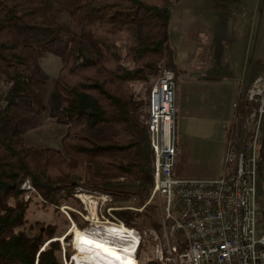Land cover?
<instances>
[{"label":"trees","instance_id":"obj_1","mask_svg":"<svg viewBox=\"0 0 264 264\" xmlns=\"http://www.w3.org/2000/svg\"><path fill=\"white\" fill-rule=\"evenodd\" d=\"M178 1L0 0V82L7 85L0 90V264H63L56 227L27 226L32 198L25 199L26 192L56 208L78 201L79 189L116 197H140L146 190L135 187L145 178L140 151L149 143V95L162 67L175 77L178 72L169 39ZM54 7L68 13L78 35L63 29ZM40 47L61 62L49 101L65 126L60 148L26 143L15 116L17 107L32 110L39 101L35 84L45 80L37 66ZM145 155L152 180L150 147ZM151 190L141 211L114 214L141 235L139 264H164L141 255L153 242L150 230L163 236L157 202L145 204ZM183 249L176 245V255Z\"/></svg>","mask_w":264,"mask_h":264},{"label":"built area","instance_id":"obj_2","mask_svg":"<svg viewBox=\"0 0 264 264\" xmlns=\"http://www.w3.org/2000/svg\"><path fill=\"white\" fill-rule=\"evenodd\" d=\"M175 89L174 72L162 67L150 90L147 128L153 154L149 200L157 197L161 215L181 236L179 263L264 264V226L257 234L255 220L258 178L264 189V68L235 105L224 169L216 177L174 176L178 149L168 113L176 111ZM113 220L108 223H122Z\"/></svg>","mask_w":264,"mask_h":264},{"label":"rangeland","instance_id":"obj_3","mask_svg":"<svg viewBox=\"0 0 264 264\" xmlns=\"http://www.w3.org/2000/svg\"><path fill=\"white\" fill-rule=\"evenodd\" d=\"M220 1L232 0L178 1L171 9L170 28L176 11L184 8V5L205 6L210 3H219ZM253 2L259 4L258 9H261V7L263 9L264 5L261 6V4H264V0H253ZM54 16L66 32L78 35V27L66 11L54 7ZM60 63V57L57 54L47 47H40L37 66L45 73V80L35 84L39 101L37 106L32 110H26L22 106L17 107L15 110V116L20 120L21 125L20 138L26 143L53 148L61 147V136L65 132V126L60 124L58 118L54 117L52 107L49 103L54 94L53 89ZM6 86L5 82H0V90L5 89ZM175 142L178 149L176 167H184V177H216L223 172L227 135L222 129L221 120L189 115L185 110L183 114L177 108L175 111ZM148 151L149 143L147 142L140 151L141 157L144 159L143 170L145 178L135 187L138 190H141L143 187L146 189L145 191L141 190L140 197H116L105 193L88 192L79 189L75 195L78 197V201L74 202L69 200L55 208L53 206L43 205L39 197L33 195L32 190H30L25 193V199L29 196L32 198L26 214L28 219L27 226L36 221L54 225L56 227L55 235L57 237H54L53 240H59L61 249L60 259L63 264H74L72 261L73 255L75 254L72 240L73 236H70V239H66V235L73 225L84 232L88 230L93 231L96 225L101 226L104 224H112L108 222H115L113 217L116 218L114 214L116 210L133 209L141 211L143 209V205L140 206L139 203L148 195V190L152 185L151 163L149 157L145 155ZM147 157L148 162L145 161ZM174 176L183 177L176 173H174ZM25 187L28 188L29 185L27 184ZM91 200L94 203L96 219L91 218ZM153 201L157 202L161 215L158 199L154 197L150 201L148 197L145 204ZM255 201L257 205L255 215L256 230L257 234H260L264 226V189L262 187V181L259 178L255 188ZM113 224L123 223L116 222ZM161 224L163 236H159L152 230L149 231L148 236L152 237L153 242L149 244L146 250L141 252L142 258L156 259L160 262L165 261L164 264H180L174 248L176 249V245H183L181 236L173 227V221L164 219L162 215ZM134 232L139 236L141 241V235L135 230ZM67 254H70L69 257H67Z\"/></svg>","mask_w":264,"mask_h":264},{"label":"crops","instance_id":"obj_4","mask_svg":"<svg viewBox=\"0 0 264 264\" xmlns=\"http://www.w3.org/2000/svg\"><path fill=\"white\" fill-rule=\"evenodd\" d=\"M258 5L253 0L184 5L169 26L178 70L176 110L221 120L227 138L235 105L264 68V7ZM174 173L184 177V167L175 163Z\"/></svg>","mask_w":264,"mask_h":264},{"label":"bare ground","instance_id":"obj_5","mask_svg":"<svg viewBox=\"0 0 264 264\" xmlns=\"http://www.w3.org/2000/svg\"><path fill=\"white\" fill-rule=\"evenodd\" d=\"M159 78L160 72L153 86ZM174 114L168 113L169 122H174ZM90 202L91 218L96 219L94 203L92 200ZM71 233L76 249L73 255L75 264H138L135 252L140 238L123 224L96 225L94 234H91V231L79 230L73 225Z\"/></svg>","mask_w":264,"mask_h":264},{"label":"water","instance_id":"obj_6","mask_svg":"<svg viewBox=\"0 0 264 264\" xmlns=\"http://www.w3.org/2000/svg\"><path fill=\"white\" fill-rule=\"evenodd\" d=\"M88 231H89V230H88ZM91 232H92L91 234H94L93 231H91ZM66 236H73L72 233H71V230H69V233H68ZM55 240H57V239H55ZM74 250L76 251L75 248H74ZM72 260H73V262H74V264H75V261H74L73 258H72ZM35 264H37V263H35Z\"/></svg>","mask_w":264,"mask_h":264}]
</instances>
